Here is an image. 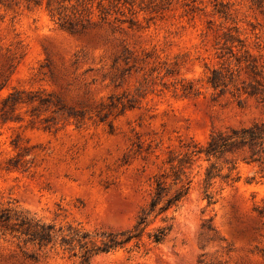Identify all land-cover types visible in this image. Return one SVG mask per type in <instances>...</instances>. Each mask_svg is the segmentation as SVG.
I'll use <instances>...</instances> for the list:
<instances>
[{
	"label": "rangeland",
	"instance_id": "obj_1",
	"mask_svg": "<svg viewBox=\"0 0 264 264\" xmlns=\"http://www.w3.org/2000/svg\"><path fill=\"white\" fill-rule=\"evenodd\" d=\"M37 1L0 0V206L56 227L131 230L159 175L167 192L179 186L169 162L187 145L264 122V93L250 94V70L234 59L253 62L264 86V7L254 0H104L102 17L99 0H84L90 22L73 30ZM213 69L227 88L207 85ZM208 166L187 170L190 189L172 220L152 213L139 240L90 264H264V166L226 156L206 189ZM0 264L77 260L0 237Z\"/></svg>",
	"mask_w": 264,
	"mask_h": 264
},
{
	"label": "trees",
	"instance_id": "obj_2",
	"mask_svg": "<svg viewBox=\"0 0 264 264\" xmlns=\"http://www.w3.org/2000/svg\"><path fill=\"white\" fill-rule=\"evenodd\" d=\"M32 1L35 6L41 5L40 1ZM65 1L46 0L44 9L50 18L56 20L61 27L73 30L80 24V27L84 29L86 24L90 22L89 16L83 19V13L88 10L84 0L82 2L76 0L75 4L70 6H66ZM103 1L99 0L97 3L101 17L107 13ZM253 4L257 8H262L264 7V0H254ZM68 9L70 14L67 13ZM217 12L226 15L223 10H217ZM231 55L233 56V53ZM234 59L238 64H243L245 68L250 70L249 75L255 82L252 85L253 90L250 94L264 93V86L256 79L258 75L256 65L249 62L246 57L244 59L235 57ZM206 83L213 90H223L229 85L222 69L211 70ZM188 89H194L192 82L188 83ZM226 156H240L247 164L264 166V122L253 123L247 127L212 131L204 145H187L186 154L183 157L177 155L176 160L169 162L170 164L176 163L177 171L174 172L172 182L174 186H179L172 193L167 192L163 180L164 174L159 175L156 197L151 200L147 207L143 208L141 216H139L138 221L131 230L89 232L73 225L56 227L55 224L43 222L29 211L0 206V237H9L17 244L31 245L37 247L38 250L58 249L63 255H67L68 259H76L77 264H90L91 260L98 255L106 254L112 250L122 248L132 241L139 240L147 226V218L152 213H155V218L159 216L162 223L172 220L166 214L170 210L179 208L190 189V181L183 182V178L187 179V170L198 161L207 162L209 166L205 169L203 179L207 189L221 171V168L217 169L216 162ZM16 169H18L16 164H11L6 168L7 171ZM233 170L234 167L229 168L228 174L223 178L230 179ZM158 198L159 203L157 202ZM205 198L208 200V204H211L212 196L206 191ZM170 229L171 225L159 227L148 236L152 239V242L158 244Z\"/></svg>",
	"mask_w": 264,
	"mask_h": 264
}]
</instances>
